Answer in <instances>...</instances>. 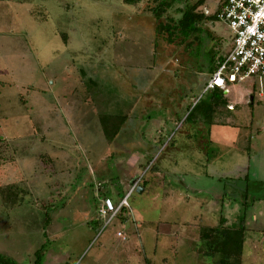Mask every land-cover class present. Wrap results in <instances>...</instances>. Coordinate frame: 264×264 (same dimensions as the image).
Here are the masks:
<instances>
[{
	"label": "rangeland",
	"instance_id": "1",
	"mask_svg": "<svg viewBox=\"0 0 264 264\" xmlns=\"http://www.w3.org/2000/svg\"><path fill=\"white\" fill-rule=\"evenodd\" d=\"M220 1L204 0L200 9L214 14ZM151 5L0 0V253L16 263L34 264L40 252L41 264H213L197 253L200 226L237 224L244 217L242 264H264V148L247 162L249 181L230 179L223 205L208 204L202 191L182 190L178 177L159 186L162 174L153 167L162 166L171 141L180 142L178 131L186 129L195 103L207 102L203 78L211 56L229 51L232 33L216 19L204 25L212 37L203 32L168 42L158 24L177 19L185 4H174L160 19L148 10ZM162 85L186 94L181 117L163 134ZM229 86L250 89L248 98L255 94L254 105L246 98L230 118L231 135H239L246 148L256 139L264 144V96L257 97L260 90L264 94V80ZM99 115L106 116L107 132ZM119 116L127 125L114 134ZM148 145L151 151L142 148ZM142 173L144 192L127 196L129 220L116 216L99 230L88 223L99 193L117 204ZM199 177H188L190 188L208 190L210 181ZM199 205L204 210L194 219Z\"/></svg>",
	"mask_w": 264,
	"mask_h": 264
},
{
	"label": "crops",
	"instance_id": "2",
	"mask_svg": "<svg viewBox=\"0 0 264 264\" xmlns=\"http://www.w3.org/2000/svg\"><path fill=\"white\" fill-rule=\"evenodd\" d=\"M209 77L210 74L208 73L207 78L206 77L203 78L202 81L203 89ZM226 88L227 91H225V89L217 87V89L222 90L223 95L227 98V104L225 106H221L217 108L216 112L212 114L213 116L210 121H206L202 118H194L192 120L187 121L186 123L184 122L185 125L184 124L183 125L184 127H186V129L184 130L179 129L178 131V137L180 142H178L175 138L173 142L171 141V143H169V145H167L164 148L165 158L162 161V166L154 165L153 167L154 171H157L158 173L162 174V182L159 185L162 186V189L164 188L165 181L169 183V185H171L172 182H170L168 178L171 179L176 178L175 181L180 179V181L182 182L184 181L183 182L184 186L182 182L177 181L179 184L181 183L182 190H184L185 188L187 189V191H189L188 189H193L192 191H197V192L202 191L204 194L203 196H201V199H203V197L205 198L207 197L208 204L223 205L225 202L224 199L228 197L227 196L228 193L226 190L230 189L231 187L230 179L231 178L239 179L240 177L242 178V176L243 178L245 176H247L248 178V176H250V173L247 172L248 169L247 162L252 157V155H254L255 157L256 152L263 150L262 149L264 148V144L262 142L263 139H259V141L257 139L256 141L254 140V145L252 146L251 144L250 147L248 148H246L245 146L244 147L241 146V141H242L241 137L239 135H237V137L236 135H231L230 128L234 127L235 124L231 123L230 118L232 116H236L235 113L236 108L242 106L245 103L246 98L248 99L249 105L251 102H252L251 105H254L255 94H251L250 97L248 98L247 94L248 93L250 94V89L245 88L240 92L239 88L236 90H232L229 84L226 85ZM213 90L214 89L205 91L207 98L211 96ZM181 91L182 90H180V88L179 90L176 89V86H174V88H171L170 85V88H168L167 85H162V110H163L162 134L166 133L167 131L169 132L171 126L176 121V119H179L181 117L180 113L184 108L182 106V103H184V101L186 100L185 99L186 94L184 95ZM263 96H264L263 92L261 90L258 91L257 97L262 98ZM182 97H184L183 100ZM171 98H173V102L171 101ZM259 98H257V100H260ZM257 103H260V101H257ZM180 105L182 106V108ZM126 123L125 122L122 123V128H124L125 125H127ZM225 127H228L227 131L225 130L226 129ZM234 136L236 138H234ZM142 148L151 151L153 149V146L148 145L147 147L143 146ZM245 150L247 151V154L245 153ZM174 152L175 154H173ZM244 157H245L244 159L245 162H243L242 160ZM165 162L167 164H165ZM189 162L196 164L197 169L190 170ZM199 167L202 168H200L199 170L198 169ZM198 171H200L201 172L200 174L206 177V179L210 181L212 185L209 187V189H212L213 191H210L209 189L208 190L204 189V186L198 189L190 188L191 186L189 185L191 183L188 181V177L192 179L200 178L199 177L200 174H196ZM134 179H132V181ZM145 184L146 181L141 180L139 185L134 190L138 191L139 193L144 192ZM174 190L175 189H173L172 193L169 195L173 196ZM180 190L181 189H179V191ZM206 191L208 192L205 193ZM169 195H167L163 191L162 200L168 198L167 196ZM121 197L123 196L120 195V198ZM178 198L180 199L182 198L183 200H186V202L189 201L187 200V195L181 194L180 192L178 194ZM193 203L196 204V202ZM200 208H201L200 210L192 211V215H193L192 217L194 219H200L199 217L202 215L201 211L202 209L204 210L202 206H200ZM125 210L126 209H124V211ZM124 216L126 218L125 217L122 219L119 218L121 222L125 220H129L126 211L124 212ZM186 222L189 221H185L184 223ZM162 223L168 224V220H162ZM181 223L184 226V223L182 221Z\"/></svg>",
	"mask_w": 264,
	"mask_h": 264
},
{
	"label": "trees",
	"instance_id": "3",
	"mask_svg": "<svg viewBox=\"0 0 264 264\" xmlns=\"http://www.w3.org/2000/svg\"><path fill=\"white\" fill-rule=\"evenodd\" d=\"M140 0H124L125 3H136ZM152 5L148 8L152 16L155 19H160L167 10L176 3H184L183 8H178L180 16L177 19L172 17L168 19L167 23H159L157 27V32L162 33V30L167 32V41L173 42V40L180 36L181 41H185L191 37L197 39L199 33L205 32L208 36L212 37V34L208 29L204 28L206 22H212L218 19L217 11L214 14H204L200 7L204 3V0H197L194 3H189V0H150ZM224 56H216L213 54L211 56V63L208 67V73L211 74L216 70L217 65L223 59ZM216 88V89H215ZM211 93V96L207 98V102L202 104L200 101L195 103L191 111L188 113L186 120H192L194 118H202L206 121L212 119V114L216 112V109L225 106L227 104V98L223 95L221 89L215 87ZM252 102L250 103V105ZM100 123L103 127V130H106V124L103 122L104 117L109 116L113 117L116 115H99ZM120 121L115 123V129L119 128L120 125L125 120V116H119ZM113 135V133H112ZM108 140L112 138L108 135ZM247 181V176L244 177ZM109 198L108 196L99 193V196L96 197L94 201L95 207V218L88 221L90 225L98 230L100 227H103L104 218L101 217L98 213L99 208L103 204V200ZM122 198V197H121ZM111 199V198H109ZM118 204V203H117ZM116 205V204H115ZM247 206V204H245ZM118 213L119 218H124V209ZM223 210H221L222 213ZM126 218V217H125ZM50 217L46 215V221H49ZM237 224L226 225L219 223L215 226H200L199 237L201 240V246L199 247L197 253H201L203 256L212 257L213 264H242L243 259V250L245 243V218L242 217L237 220ZM185 224H191V222H186ZM127 238V237H126ZM124 240H126L124 238ZM41 255L42 253L36 252L34 264H41ZM0 264H21L16 263L12 258L0 253Z\"/></svg>",
	"mask_w": 264,
	"mask_h": 264
},
{
	"label": "built area",
	"instance_id": "4",
	"mask_svg": "<svg viewBox=\"0 0 264 264\" xmlns=\"http://www.w3.org/2000/svg\"><path fill=\"white\" fill-rule=\"evenodd\" d=\"M217 17L226 21L231 29V46L207 80L204 91L215 87L227 91L226 85L232 82L264 79V0H221ZM142 176L143 173L132 181L118 204L109 198L103 200L98 210L104 218L103 227L111 223L123 207H129L127 196L139 185ZM116 234L122 236L120 232Z\"/></svg>",
	"mask_w": 264,
	"mask_h": 264
}]
</instances>
